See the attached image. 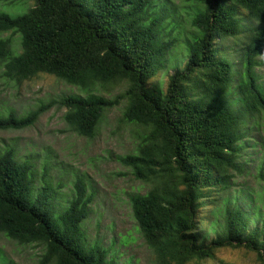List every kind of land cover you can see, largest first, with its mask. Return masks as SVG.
I'll list each match as a JSON object with an SVG mask.
<instances>
[{
	"label": "trees",
	"instance_id": "1",
	"mask_svg": "<svg viewBox=\"0 0 264 264\" xmlns=\"http://www.w3.org/2000/svg\"><path fill=\"white\" fill-rule=\"evenodd\" d=\"M0 1L34 2L0 13L2 77L21 83L47 74L89 93L22 116L10 110L1 131L32 127L57 107L75 133L93 139L124 101L121 121L143 135L117 161L151 184L129 200L154 264L214 260L224 248H244L264 264V158H246L264 149V0ZM6 33L18 35V45ZM170 68L163 90L155 87ZM120 83L126 89L113 97L96 93ZM16 154L12 146L0 155V233L42 245L39 264H115L99 243H85L93 200L85 179L75 178L57 213L65 185L58 181L56 193L45 179L48 157L39 188L34 164ZM247 176L259 189L238 183Z\"/></svg>",
	"mask_w": 264,
	"mask_h": 264
},
{
	"label": "rangeland",
	"instance_id": "2",
	"mask_svg": "<svg viewBox=\"0 0 264 264\" xmlns=\"http://www.w3.org/2000/svg\"><path fill=\"white\" fill-rule=\"evenodd\" d=\"M7 3L0 1V13L14 15L34 5L33 1L17 5ZM4 36H11L18 45V35L6 33ZM3 70L0 65L1 117H5L10 110L17 116L25 115L40 104L63 96L87 97L89 94L47 74H40L30 81L12 82L2 77ZM172 71L170 68L158 73L152 84L163 90L168 74ZM258 72L264 82V68ZM110 89L111 92L99 89L96 93L110 98L122 93L126 84L120 83ZM125 104L123 101L105 114L93 139L79 136L65 123V109L52 108L40 116L32 127L20 131L0 130V155L13 146L19 161L30 160L36 169V185L39 188L42 185V166L48 157L49 175L45 179L56 193L58 181H63L65 185L59 190L62 197L56 196L61 200L55 201L57 213L70 198L72 182L78 176L83 177L89 193L93 194L89 217L82 224L86 245L99 243L115 264H154V254L138 231L129 200L132 194H144L151 184L136 180L130 169L117 161L120 156L133 154L143 135L142 128L121 121ZM261 135L264 136V126ZM247 153L246 158L256 163L264 158V149L261 147L248 150ZM238 183L243 188H246L245 183L253 189L260 187L250 176L239 179ZM57 213L55 218L58 217ZM43 252L42 245L20 244L0 233V264H39ZM222 263L262 264L256 253L244 248H224L216 253L214 260L193 261L190 264Z\"/></svg>",
	"mask_w": 264,
	"mask_h": 264
}]
</instances>
